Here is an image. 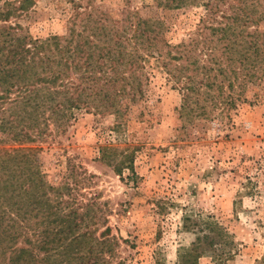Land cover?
<instances>
[{
	"label": "trees",
	"instance_id": "obj_1",
	"mask_svg": "<svg viewBox=\"0 0 264 264\" xmlns=\"http://www.w3.org/2000/svg\"><path fill=\"white\" fill-rule=\"evenodd\" d=\"M66 1L73 12L67 33L47 37L21 23L32 0L0 5V134L6 136L0 142L41 141L80 111L113 116L111 129L120 131L131 110L147 101L154 69L176 79L182 110L200 88L212 104L234 106L235 89L264 75V10L258 9L264 0H152L162 9L202 5L200 25L177 44L166 38L163 19L140 16L130 0L112 10L92 0ZM26 149L32 147L0 148V264H108L115 237L106 224L98 235L86 224L99 222L94 203L73 207L69 183L48 185ZM119 155L100 147V160L116 174H134L133 151ZM197 254L180 255L178 264L195 262Z\"/></svg>",
	"mask_w": 264,
	"mask_h": 264
},
{
	"label": "rangeland",
	"instance_id": "obj_2",
	"mask_svg": "<svg viewBox=\"0 0 264 264\" xmlns=\"http://www.w3.org/2000/svg\"><path fill=\"white\" fill-rule=\"evenodd\" d=\"M5 1L13 0H0V5ZM32 1L21 21L31 35L67 33L73 13L70 2ZM92 3L112 10L122 0ZM130 7L142 17L163 19L168 27L165 36L172 44L186 41L202 17L198 3L162 9L152 0H130ZM180 61H171V67ZM261 72L245 81L242 92L235 89L240 95L234 96L239 99L234 106L212 104L200 88L182 110L176 79L154 69L147 101L131 110L120 131L111 129L113 116L80 111L67 126L53 128L41 141L6 140L0 148L32 147L25 151L34 154L48 185L69 183L73 207L94 203L99 222L86 224L97 227V235L106 224L115 237L108 264H178L180 255L193 251L199 256L195 262L190 257L188 264H264ZM103 145H109L117 158L126 148L133 151L134 174L123 169L118 175L102 162ZM88 227L83 224L82 229Z\"/></svg>",
	"mask_w": 264,
	"mask_h": 264
}]
</instances>
